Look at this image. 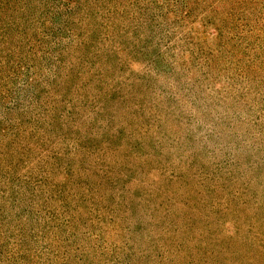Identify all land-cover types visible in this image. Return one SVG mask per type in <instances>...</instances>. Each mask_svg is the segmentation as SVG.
<instances>
[{
	"label": "rangeland",
	"instance_id": "374dc122",
	"mask_svg": "<svg viewBox=\"0 0 264 264\" xmlns=\"http://www.w3.org/2000/svg\"><path fill=\"white\" fill-rule=\"evenodd\" d=\"M0 264H264V0H0Z\"/></svg>",
	"mask_w": 264,
	"mask_h": 264
}]
</instances>
